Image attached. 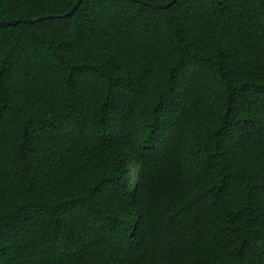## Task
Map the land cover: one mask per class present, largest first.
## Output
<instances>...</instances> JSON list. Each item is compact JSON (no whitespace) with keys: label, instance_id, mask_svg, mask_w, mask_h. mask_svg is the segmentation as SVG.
<instances>
[{"label":"trees","instance_id":"1","mask_svg":"<svg viewBox=\"0 0 264 264\" xmlns=\"http://www.w3.org/2000/svg\"><path fill=\"white\" fill-rule=\"evenodd\" d=\"M0 0V264H264V0Z\"/></svg>","mask_w":264,"mask_h":264},{"label":"water","instance_id":"2","mask_svg":"<svg viewBox=\"0 0 264 264\" xmlns=\"http://www.w3.org/2000/svg\"><path fill=\"white\" fill-rule=\"evenodd\" d=\"M84 0H78V2L65 14L62 16H58L57 18H63L68 17L74 14V12L80 7V5L83 3ZM177 0H173L171 3L168 4H149L152 7L159 8V9H165L170 7L172 4L176 3ZM55 18L53 16H46V17H39V18H32V19H24V20H12V21H3L0 22V27L3 26H15L21 22L23 23H35L37 21H42L45 19Z\"/></svg>","mask_w":264,"mask_h":264}]
</instances>
